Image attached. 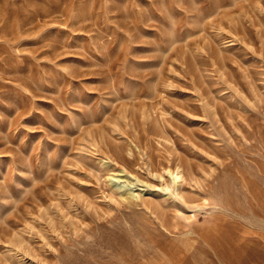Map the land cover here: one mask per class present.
Listing matches in <instances>:
<instances>
[{
    "label": "rangeland",
    "instance_id": "374dc122",
    "mask_svg": "<svg viewBox=\"0 0 264 264\" xmlns=\"http://www.w3.org/2000/svg\"><path fill=\"white\" fill-rule=\"evenodd\" d=\"M0 264H264V0H0Z\"/></svg>",
    "mask_w": 264,
    "mask_h": 264
},
{
    "label": "bare ground",
    "instance_id": "6f19581e",
    "mask_svg": "<svg viewBox=\"0 0 264 264\" xmlns=\"http://www.w3.org/2000/svg\"><path fill=\"white\" fill-rule=\"evenodd\" d=\"M171 175H172V174H171ZM177 176H180V175H177ZM177 176H175V178H177ZM178 178H179V177H178ZM181 179H182V178H181ZM175 180H176V179H175ZM124 193H125V192H124ZM128 193H129V192H127V194H128ZM178 193H179V192H178ZM127 194H126V195H127ZM130 194H131V193H130ZM135 195H136V194H135ZM178 195H180V194H178ZM132 196H133V195H132ZM134 197H135V196H134ZM121 198H123V196H122ZM123 199H124V198H123ZM180 199H181L180 201L183 203V205L186 206L187 199H186L185 197H183V196H180ZM121 200H122V199H121ZM124 200H125V199H124ZM154 207H155V206H154ZM155 208H156V207H155ZM175 208H176V207H175ZM156 210H158V209L156 208ZM156 210H155V211H156ZM152 213H153V211H152ZM159 213H160V215H161V216H160V217H161V218H160L161 225L164 226V214H163V212H162V213H161V212H158V214H156V215H159ZM154 214H155V213H154ZM162 214H163V216H162ZM156 215H155V216H156ZM206 237H207V236H206ZM207 238H208V237H207ZM209 238H210V237H209ZM211 239H212V238H211ZM209 241H210V239H209Z\"/></svg>",
    "mask_w": 264,
    "mask_h": 264
}]
</instances>
